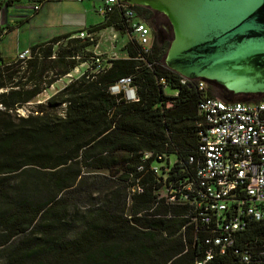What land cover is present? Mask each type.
Instances as JSON below:
<instances>
[{
  "label": "trees",
  "instance_id": "obj_1",
  "mask_svg": "<svg viewBox=\"0 0 264 264\" xmlns=\"http://www.w3.org/2000/svg\"><path fill=\"white\" fill-rule=\"evenodd\" d=\"M130 8L132 19L155 27L148 51L127 36L124 57L105 59L101 72H84L23 116L16 110L81 62L90 63L96 32L128 33L129 18L114 8L82 29L90 39L74 37L78 30L31 45L23 62L0 59V264H193L200 258L185 226L188 207L157 197L163 183L150 167L174 156L168 171L158 166L166 185L183 177L181 169L191 173L186 158L195 153L201 94L164 66L168 42L153 12ZM125 76L132 79L134 102L107 91ZM82 168L106 171L111 182L130 187L128 214L125 192L121 199L114 192L110 207L76 217L63 196L76 187Z\"/></svg>",
  "mask_w": 264,
  "mask_h": 264
},
{
  "label": "built area",
  "instance_id": "obj_2",
  "mask_svg": "<svg viewBox=\"0 0 264 264\" xmlns=\"http://www.w3.org/2000/svg\"><path fill=\"white\" fill-rule=\"evenodd\" d=\"M99 1L95 11L101 16L114 8L123 10L129 18L127 35L147 52L151 44L150 30L145 23L131 18V5L118 0ZM11 2L13 0H0V13ZM39 8L38 2L28 5L31 14ZM108 29L112 43L116 32L111 27ZM0 30L5 28L0 27ZM74 37L90 39L93 34L81 29ZM29 56L26 49L18 52L15 59L23 62ZM105 59L93 53L90 63L78 76L84 72H101ZM76 69L77 66L72 71L76 73ZM70 72L64 77L69 78ZM184 82L193 83L201 94L196 104L199 122L195 153L186 158L191 173L181 169L183 177L166 185V174L158 166H151L150 170L160 176L163 183L157 197L171 205L188 207L190 215L185 216L188 218L185 226L191 234V243L197 242L200 255L193 264H206L220 256L224 259L219 264H264V101L224 102L206 96L203 80L182 78L180 83ZM107 91L126 102L136 101L129 76L117 79ZM16 112L23 116L21 108ZM149 156L144 153L142 157ZM156 159L163 160L160 156ZM170 166L167 161L162 171H168ZM136 191L140 189L137 187Z\"/></svg>",
  "mask_w": 264,
  "mask_h": 264
},
{
  "label": "water",
  "instance_id": "obj_3",
  "mask_svg": "<svg viewBox=\"0 0 264 264\" xmlns=\"http://www.w3.org/2000/svg\"><path fill=\"white\" fill-rule=\"evenodd\" d=\"M161 14L164 66L234 95L264 93V0H118Z\"/></svg>",
  "mask_w": 264,
  "mask_h": 264
},
{
  "label": "rangeland",
  "instance_id": "obj_4",
  "mask_svg": "<svg viewBox=\"0 0 264 264\" xmlns=\"http://www.w3.org/2000/svg\"><path fill=\"white\" fill-rule=\"evenodd\" d=\"M20 2H31L32 0H19ZM67 5L65 7L62 6L64 2H60L58 0H49L43 3L42 8L38 13H36L33 17H31L28 22H24L20 24L17 30L12 29L7 31L5 34L0 35V59H11L15 56L16 52L19 51L18 49L22 50L23 48H27L29 42H33L30 45H34L36 43L44 42L51 37L46 38V40H40L39 37L42 36L44 30H51L52 27H48L47 25L51 22L54 23L59 17L61 12H72L77 11L83 8L84 6L87 8L88 5L86 3H76V2H69L65 0ZM50 2V5H46ZM44 10V14L46 16H41ZM153 12V11H152ZM153 18L156 23V27H163L164 29V36L165 40L169 43L170 39V28L168 26L167 20L159 13L153 12ZM88 14L89 18H98V21L101 20L100 15H93ZM146 23V22H145ZM147 24V23H146ZM51 25V24H50ZM148 25V24H147ZM53 26V25H51ZM56 30V29H54ZM155 31V27L153 30ZM150 32V33H151ZM117 38V46H116V56L117 57H124L125 53L121 50L122 45L128 39L127 36L122 32H116ZM97 40V38H95ZM92 47V53L100 54L102 58H110V54L107 52V48L100 43H98V47L96 48V41ZM96 49V50H95ZM167 49V48H166ZM116 57V58H117ZM88 64V62L84 61L77 65V71L74 73L73 71L70 72V77H61L53 84L52 89H45L39 95H37L30 103L24 105L22 107L23 115L26 114L28 110L35 109L36 104L42 103L47 97L50 96L51 92L58 88H62L65 84L73 80L78 73L85 68L84 66ZM80 66V67H78ZM61 79V80H60ZM165 94H170L171 92L168 91L166 88L163 89ZM205 90L209 91L213 98L219 99L224 102H234L239 101L240 97L243 95H234L226 92L218 85L205 82ZM56 92V91H55ZM222 95V97L219 96ZM59 109H57L58 112ZM168 165H171L174 162V156L169 155L167 157ZM156 166L164 165L165 162H154ZM112 180L108 177L106 171H93L87 168H82L80 171V178L78 180V184L76 187L67 192L63 197L68 204V209H72L73 212L76 210L77 215L76 217H80L85 211H89L91 209L103 208V205L106 203L108 207H110V200L114 201V192L119 194L120 199L122 198V194L125 192V199L123 205V213L126 215L128 214V205L129 201L126 198V193L129 188H121V184L116 182H111ZM127 191V192H126ZM162 191L159 190L157 194H160ZM130 193V192H129ZM128 195V194H127ZM116 202H113L112 205H115ZM117 206H121L117 202Z\"/></svg>",
  "mask_w": 264,
  "mask_h": 264
},
{
  "label": "crops",
  "instance_id": "obj_5",
  "mask_svg": "<svg viewBox=\"0 0 264 264\" xmlns=\"http://www.w3.org/2000/svg\"><path fill=\"white\" fill-rule=\"evenodd\" d=\"M49 1V0H32L31 2H20L19 0H13V2H11V4L9 3L8 6H6V8L2 11V13H0V27L5 28V30H2L0 35L5 34L7 31L12 30L15 28V30H17L18 26L24 22H28V20L33 17L36 13H38L40 11V9L43 6V3ZM60 2H64V4H62L63 7H65L67 5L65 0H58ZM69 2H76V3H86L88 5V7L86 8L85 6L83 8H81L80 10L77 11H72V12H61L59 14V17L56 21H54V23H50L47 26L48 27H52L53 29L51 30H44L42 33V36L39 37L40 40H46V38L48 37H57V36H61L64 34H69V33H73L75 31L84 29L87 30L88 27L93 26L98 24L99 22H101L102 20V16L101 20L98 21V18H96V16L94 17L93 15H96V8L100 5V1L99 0H68ZM33 2H38L40 4V8L36 11V13H29V9H28V5L32 4ZM46 5H50V2H48V4ZM44 10L41 13V16H46V14H44ZM88 14H91V17L94 18H89ZM99 15V14H97ZM56 29V30H54ZM124 33L126 36L127 33ZM110 29L105 28L102 29L98 32L95 33V38H97V42L95 47H98V43H100L101 45L105 46L107 48V52L108 54L111 53L110 56H116V46H117V38L118 36L116 35L115 40L111 43L110 41ZM51 37V38H53ZM50 38V39H51ZM49 40V39H48ZM47 41V40H46ZM33 42H29L28 43V47L27 48H23L22 50L18 49L19 51L16 52V54L18 52H21L23 50L28 49ZM123 46V45H122ZM122 48V47H121ZM96 50V49H95ZM15 54V55H16ZM15 57V56H14ZM12 57V58H14ZM11 58V59H12ZM61 80V79H60ZM57 82V81H55ZM54 82V83H55ZM53 83V84H54ZM53 84L51 86H49L47 89H52ZM61 88H58L56 90H54L53 92H51L50 95H52L55 91L59 90Z\"/></svg>",
  "mask_w": 264,
  "mask_h": 264
},
{
  "label": "flooded vegetation",
  "instance_id": "obj_6",
  "mask_svg": "<svg viewBox=\"0 0 264 264\" xmlns=\"http://www.w3.org/2000/svg\"><path fill=\"white\" fill-rule=\"evenodd\" d=\"M161 30H164L163 27H160ZM244 98H246L248 101H242V102H256L258 101L260 98L264 97V93L263 94H254V95H250V94H246L243 95ZM250 100H254V101H250Z\"/></svg>",
  "mask_w": 264,
  "mask_h": 264
}]
</instances>
